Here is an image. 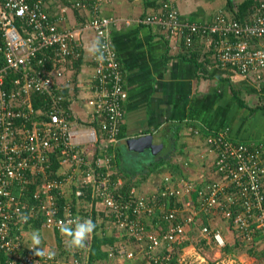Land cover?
<instances>
[{
	"label": "built area",
	"instance_id": "2783aa9c",
	"mask_svg": "<svg viewBox=\"0 0 264 264\" xmlns=\"http://www.w3.org/2000/svg\"><path fill=\"white\" fill-rule=\"evenodd\" d=\"M164 7L163 17L147 23L157 24L187 47H192L197 35L217 36L216 60L262 81L264 47L253 49L250 41L264 39V0L244 23L217 14L212 23L194 25L183 21L173 5ZM42 8L41 0H0V253L4 264H60L55 254L50 259L33 255L24 227L38 221L40 230L55 233L59 220L75 217L96 219L97 224L101 216L104 222L106 218L107 228L135 246L130 251L121 247L119 255L150 264H167L170 255H163L160 248L183 243L187 228L211 210L231 219L243 240H251L257 232L264 244L262 147L235 143L223 130L205 139L215 156L217 178L204 188L183 179L172 186L166 178L154 195L136 197L134 188L127 195L120 192L121 181L112 177L113 149L122 140L127 92L118 55L109 43L115 21L92 17L86 26L107 50L103 60L94 58L90 97L77 123L72 121L70 106L64 105V73L49 71L50 61L43 57L55 48L54 60L60 64L78 58L72 44L75 32L48 28ZM55 155L57 168L52 169ZM32 183L34 189L28 194ZM22 214L28 216L26 223L21 222ZM200 232L223 246L217 231L203 227ZM87 241L85 252L91 236ZM83 261L82 256L65 264Z\"/></svg>",
	"mask_w": 264,
	"mask_h": 264
},
{
	"label": "crops",
	"instance_id": "0c3cea01",
	"mask_svg": "<svg viewBox=\"0 0 264 264\" xmlns=\"http://www.w3.org/2000/svg\"><path fill=\"white\" fill-rule=\"evenodd\" d=\"M243 1L41 0L49 16L48 28L57 32H75L72 44L80 54L78 58L60 64L54 60L58 52L55 48L46 51L43 57L50 61L49 71L64 73L61 92L63 95L67 91L63 96L71 108L72 121L77 123V116L85 114V101L90 97L88 87L90 90L95 71L94 57L89 54L88 45L97 37L86 26L92 17L115 21L111 26L109 43L118 55L127 100L123 110L122 140L113 149V171L118 175L115 180L119 179L122 185L129 183L134 188V196L156 194L164 186L166 178L171 180L172 186L183 179L199 189L216 179L215 156L209 152L205 139L217 131L223 130L229 139L249 147L260 145L264 154V77L262 81H257L241 75L233 67L217 64L215 50L218 39L197 35L192 47H187L181 39L168 34L162 27L147 23V19L165 15V4L173 5L183 21L194 25L212 23L217 14L232 19V12ZM254 1L259 5L261 0ZM96 2L97 10L94 9ZM257 43L258 48L264 47V39ZM147 135H153L157 151L149 148L134 151L128 147L129 139ZM131 155L135 156L132 163L129 159ZM144 177L145 180H142ZM202 215L199 218L210 226L215 217ZM105 222L108 224L106 227ZM105 222L101 216L98 223H104V226L97 230L101 237L105 231L109 235L113 233L117 248L123 247L126 251L135 248L134 244L119 237L117 231L107 228L109 220L105 218ZM211 230L217 231L224 241L223 246L216 245L219 250L215 258L222 257L221 261H228L229 264H264V244L258 234L259 238L253 242L242 238L243 242H238L237 238L241 236L233 233L228 223L224 230L220 227ZM39 231L43 238L42 247L53 252L60 264L72 263L73 259L80 260L82 256L84 261L81 264H88L89 250L69 249L61 235V242L58 243L54 232ZM230 232L232 234L228 239L226 236ZM29 234L26 233V241L30 243ZM90 236L92 242L93 233ZM204 239L209 240V237ZM224 246L234 250L224 254L221 251ZM112 247L103 246L102 251L105 253L107 250L108 258L92 263L150 264L138 257L128 260L111 254ZM162 254L171 253L165 249ZM198 257L201 259V256ZM194 258L197 260V257ZM167 264H176V260L172 263L170 255Z\"/></svg>",
	"mask_w": 264,
	"mask_h": 264
},
{
	"label": "trees",
	"instance_id": "16d2710c",
	"mask_svg": "<svg viewBox=\"0 0 264 264\" xmlns=\"http://www.w3.org/2000/svg\"><path fill=\"white\" fill-rule=\"evenodd\" d=\"M230 4V3H229ZM258 5H257V3L254 1V0H245V1H243L242 3H240L239 5H237L236 6V11H233L232 13H233V17H232V19L233 20H236V21H238V22H240V23H244V22H246V21H248L249 20V18L251 17V15L255 12V9H256V7H257ZM230 9H231V5H230ZM42 10L44 11V9L42 8ZM45 12V11H44ZM45 14L47 15V17L49 18V16H48V14L45 12ZM209 37H213L214 39H216L217 40V36H209ZM231 38V37H230ZM231 39H233V38H231ZM260 41V39H255V40H253V41H250L251 42V44H250V46L253 48V49H258V46H257V42H259ZM255 45V46H254ZM215 60H216V58H215ZM217 61V60H216ZM217 64H219L220 66H221V64H220V62L219 61H217ZM76 66H78V62H76ZM67 92V91H66ZM66 92H64L63 93V95L64 96H66ZM65 102V106H68V102L67 101H64ZM35 107L37 108L38 107V103L36 102L35 103ZM94 125V124H93ZM87 126H89V124H84L83 125V127H87ZM97 127V126H96ZM233 141V140H232ZM235 142V141H234ZM235 143H237V142H235ZM256 146H260V145H256ZM100 148V147H99ZM117 150H119L118 148H116ZM116 150V151H117ZM108 152H109V150H108ZM105 153H107V152H105ZM57 156L58 155H55V159H54V162H53V167H52V169H56L57 168ZM116 156H118V153L116 152ZM118 175H117V173L116 172H114L113 173V175H112V177L113 178H116ZM146 177V176H145ZM145 177L144 178H142V180H145ZM34 184L35 183H32V184H30L29 185V190H30V192L28 193V194H30L31 193V191L34 189ZM130 189H131V187L129 186V183H125V184H123L121 187H120V192L123 194V195H127V193H129L130 192ZM201 189V188H200ZM198 206L200 205L199 203H196ZM202 214H204V215H202V216H207V214H209L208 216H213V217H218V213H217V211H213V210H211L209 213H202ZM222 219L226 222V223H228V225H229V227H231V229L233 230V228H232V223H231V219H226L224 216L222 217ZM93 222L95 223V225H96V227H95V230H94V232H93V239H92V242H91V246H90V248H89V259H88V264H91L92 262H94V261H97L98 259H104V258H108V253H107V250L105 251V253L102 251V247L103 246H105V248L106 247H108V246H112L113 245V249H110V252H111V254H114V255H119V250L121 249V247H118L117 248V245H115V242L117 241V239L116 238H114L115 236H113L114 234L112 233V235H109L106 231H105V233L103 234V237H101V235H99L98 233H97V230L99 229H103V226H104V223H101V224H97L96 223V219H94L93 220ZM108 224L105 222V227L107 226ZM194 227H195V225H194ZM203 227H207V228H211L210 226H208V223L205 221V220H203V224H202V226L200 227V229H202ZM24 229H25V231L26 232H31L32 230H39L40 229V222H34L33 224H31V226H26V227H24ZM106 229V228H105ZM200 229H198L199 231H200ZM211 230V229H210ZM198 231V232H199ZM234 232H235V234H238V232L236 231V230H233ZM104 232V231H103ZM110 233H111V231H110ZM55 234H56V241L59 243V241L61 242V236H60V232H55ZM256 234H258L257 232H254L253 234H252V237H251V241L253 242V240L255 241V240H257V235ZM259 235V234H258ZM260 236V235H259ZM61 237V238H60ZM122 238H125L129 243H131L132 245H133V243H132V241L131 240H129V239H127L126 237H122ZM240 238L241 237H238L237 239H238V242H240L241 240H240ZM259 238V237H258ZM260 238H261V236H260ZM262 239V238H261ZM209 240L212 242V244H213V246H211V247H216V243L214 242V240H213V238H212V236H210L209 237ZM88 242L89 241H86V245L88 244ZM200 242H205V240H201ZM241 242H243V241H241ZM189 243V241H184L183 243H174L173 245H171V248L169 249V248H167L166 246H164V248H166V249H168V251L171 253L170 255H171V257H172V263H174L175 262V260H176V258H178L177 257V255H178V252L181 250V247L183 248V247H185V246H187V244ZM211 245V244H210ZM238 245V244H237ZM133 247H134V245H133ZM210 248V247H209ZM125 249V248H124ZM232 250H234V249H232L231 247H227V246H224V247H222L221 248V251L222 252H224V254H228V253H230ZM238 250H236V251H233V252H237ZM62 255H64V253H62ZM4 261H5V256L2 254V253H0V264H4ZM93 264V263H92Z\"/></svg>",
	"mask_w": 264,
	"mask_h": 264
},
{
	"label": "clouds",
	"instance_id": "9594fccd",
	"mask_svg": "<svg viewBox=\"0 0 264 264\" xmlns=\"http://www.w3.org/2000/svg\"><path fill=\"white\" fill-rule=\"evenodd\" d=\"M107 45L100 39L91 41L88 45V52L98 61L103 60ZM21 222L26 223L28 216L22 214ZM60 235L64 239L69 249H83L86 246V241L95 230V223L91 219L75 217L68 220H59L57 222ZM30 251L36 257L47 255L52 258L54 253L46 252L42 247L43 238L39 230H32L29 234Z\"/></svg>",
	"mask_w": 264,
	"mask_h": 264
},
{
	"label": "rangeland",
	"instance_id": "374dc122",
	"mask_svg": "<svg viewBox=\"0 0 264 264\" xmlns=\"http://www.w3.org/2000/svg\"><path fill=\"white\" fill-rule=\"evenodd\" d=\"M134 158H135V156H133V155H131L129 157V159L132 160V161H130V163L135 161V160H133ZM130 163H128V164L132 165ZM134 165H136V163ZM143 168H144V166H143ZM221 218L222 217L219 215L218 217H215L214 220H212L211 225H210L211 229H213L214 227H218V228L220 227L221 229L224 230L227 227V223ZM202 224H203L202 218H199L195 223V227L193 225V226L187 228L185 240L189 241L188 246H190V247H188V246L184 247L178 252V255H177L178 258H176V264H217V263L218 264H224V262H225V264H229L228 261H221V260H223L222 257H221V259L215 258V254H218L217 251L219 250V248L211 247V246H213L212 242L208 239H207L208 240V242H207V240L204 239L206 236L204 237V236L200 235V233L198 232L199 231L198 229H200ZM231 231L234 233L233 230H231ZM223 234L226 235V232L224 231ZM231 234L232 233L230 232L228 234V236H226V237H228V239H230ZM202 239L205 240L204 243L200 242ZM221 239H222V237H221ZM222 244L224 245L223 239H222ZM257 247H258V245H257ZM163 249H164V247L160 248V251H162ZM198 256H201V259ZM194 257H197V260H195ZM177 259H179V260L177 261Z\"/></svg>",
	"mask_w": 264,
	"mask_h": 264
},
{
	"label": "water",
	"instance_id": "95a60500",
	"mask_svg": "<svg viewBox=\"0 0 264 264\" xmlns=\"http://www.w3.org/2000/svg\"><path fill=\"white\" fill-rule=\"evenodd\" d=\"M127 145L131 150L134 151H142L149 148L155 152L158 149L157 143L153 135H147L135 139H129L127 141Z\"/></svg>",
	"mask_w": 264,
	"mask_h": 264
}]
</instances>
